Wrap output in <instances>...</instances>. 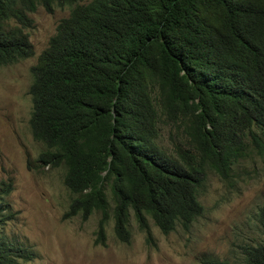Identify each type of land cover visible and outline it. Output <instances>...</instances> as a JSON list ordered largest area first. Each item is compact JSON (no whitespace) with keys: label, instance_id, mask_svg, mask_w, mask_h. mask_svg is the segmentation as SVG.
Masks as SVG:
<instances>
[{"label":"trees","instance_id":"trees-1","mask_svg":"<svg viewBox=\"0 0 264 264\" xmlns=\"http://www.w3.org/2000/svg\"><path fill=\"white\" fill-rule=\"evenodd\" d=\"M55 4L69 11L29 68L28 127L40 166L63 168V217L98 212L121 242L129 211L141 231L147 217L163 234L187 230L206 171L226 180L264 151V0H0V66L33 54L27 14ZM9 191L0 181V226ZM254 220L242 264H264V206ZM33 257L0 230V264Z\"/></svg>","mask_w":264,"mask_h":264},{"label":"rangeland","instance_id":"rangeland-1","mask_svg":"<svg viewBox=\"0 0 264 264\" xmlns=\"http://www.w3.org/2000/svg\"><path fill=\"white\" fill-rule=\"evenodd\" d=\"M68 11V5L55 4L51 12L37 6L28 13L30 26L23 31L33 54L0 66V181L10 184L6 201L12 214L0 230L30 245L35 257L24 264H203L213 258L242 264V247L256 236L255 214L264 206V151L255 147L226 180L206 171L197 191L202 211L187 230L176 226L163 234L147 217L141 231L129 211V239L121 242L111 219L99 231L98 212L85 220L63 217L71 195L62 183V167L50 169L36 161L43 145L28 127L27 88L30 66ZM167 136L162 127L156 143L169 146Z\"/></svg>","mask_w":264,"mask_h":264},{"label":"clouds","instance_id":"clouds-1","mask_svg":"<svg viewBox=\"0 0 264 264\" xmlns=\"http://www.w3.org/2000/svg\"><path fill=\"white\" fill-rule=\"evenodd\" d=\"M28 38V37H27ZM29 41V40H28ZM30 43V42H29ZM32 47V46H31ZM23 59H25V58H23ZM13 63V62H12ZM11 64V63H10ZM7 65V64H6Z\"/></svg>","mask_w":264,"mask_h":264}]
</instances>
